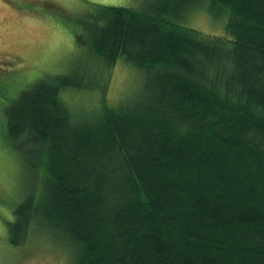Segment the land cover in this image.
<instances>
[{
  "label": "trees",
  "instance_id": "1",
  "mask_svg": "<svg viewBox=\"0 0 264 264\" xmlns=\"http://www.w3.org/2000/svg\"><path fill=\"white\" fill-rule=\"evenodd\" d=\"M203 1L230 37L177 22ZM95 5L76 44L141 69L142 90L85 117L59 93L85 84L61 73L1 108L40 184L10 242L41 224L72 264H264V0Z\"/></svg>",
  "mask_w": 264,
  "mask_h": 264
},
{
  "label": "rangeland",
  "instance_id": "2",
  "mask_svg": "<svg viewBox=\"0 0 264 264\" xmlns=\"http://www.w3.org/2000/svg\"><path fill=\"white\" fill-rule=\"evenodd\" d=\"M148 1L0 0V264H72L75 255L74 249L41 224L30 225L18 244L10 242L9 221L15 205L29 191L38 192L40 184L25 174L24 149L6 140L1 108L18 90L61 73L76 76L85 84L59 91L65 107L77 115L96 116L106 104L139 95L144 79L141 69L122 56L106 64L87 47L78 46L74 35L86 21L80 18L98 6L96 3L139 8ZM225 18V12L212 16L203 1L187 7L177 22L206 34L230 37ZM83 40L86 45V38Z\"/></svg>",
  "mask_w": 264,
  "mask_h": 264
}]
</instances>
